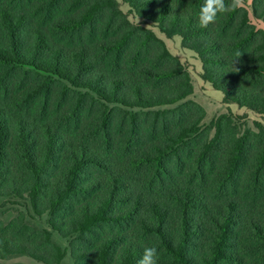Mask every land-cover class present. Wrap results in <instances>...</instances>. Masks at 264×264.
Here are the masks:
<instances>
[{
  "label": "trees",
  "instance_id": "obj_1",
  "mask_svg": "<svg viewBox=\"0 0 264 264\" xmlns=\"http://www.w3.org/2000/svg\"><path fill=\"white\" fill-rule=\"evenodd\" d=\"M119 1L262 122L204 125L185 65ZM119 1L0 0V196L50 227L0 222V259L60 264L56 232L74 264H137L151 246L157 264H264V26L249 16L264 25V0L207 28L204 0Z\"/></svg>",
  "mask_w": 264,
  "mask_h": 264
},
{
  "label": "rangeland",
  "instance_id": "obj_2",
  "mask_svg": "<svg viewBox=\"0 0 264 264\" xmlns=\"http://www.w3.org/2000/svg\"><path fill=\"white\" fill-rule=\"evenodd\" d=\"M119 1V0H118ZM120 9L122 12L127 14L128 20L132 23L142 24L144 27L150 28L155 35L160 38L166 45L168 51L177 56L181 63L185 65L187 71L191 78V83L193 86V93L186 98V100H192L200 104L205 110V117L202 121L204 125H209L210 122H213L219 115L227 112H231L233 115H245L244 122L248 127L254 128L253 122L258 121L262 122L259 115L254 114L253 112L247 111L244 108H239L236 103L226 102L224 100V93L220 90H217L213 87L212 84L205 81L202 77L203 69L199 59L196 57V54L186 48L181 46V39L178 36L172 38L166 37L161 33L156 26L152 23L144 21L136 17L133 13L129 12V7L119 1ZM250 19L257 26H264L260 21H256L252 18L251 14L249 15ZM213 133V131H212ZM18 212H23L26 221L30 225L37 226L40 229H50L47 224L46 214L38 215L32 209L26 207L21 203L13 204L9 202L8 199L0 196V222L3 224L11 221ZM53 240L64 250L65 256L62 259L60 264H74L71 258L68 242L66 239L60 237L56 232H52ZM0 264H43L33 258L26 255H13L7 256L3 259H0Z\"/></svg>",
  "mask_w": 264,
  "mask_h": 264
},
{
  "label": "clouds",
  "instance_id": "obj_3",
  "mask_svg": "<svg viewBox=\"0 0 264 264\" xmlns=\"http://www.w3.org/2000/svg\"><path fill=\"white\" fill-rule=\"evenodd\" d=\"M242 4V0H231L226 3V0H204L198 13V22L201 28H207L210 24L216 22L218 15L238 8ZM242 55L241 51H236L234 54L233 64L237 58ZM235 71L238 69L234 68ZM158 249L155 246L146 247L143 255L138 260L137 264H157Z\"/></svg>",
  "mask_w": 264,
  "mask_h": 264
}]
</instances>
